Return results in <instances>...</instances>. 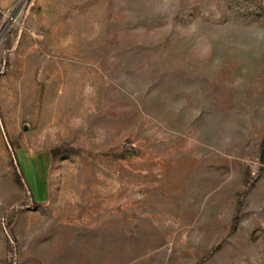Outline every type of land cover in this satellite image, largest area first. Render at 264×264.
<instances>
[{"label": "rangeland", "instance_id": "374dc122", "mask_svg": "<svg viewBox=\"0 0 264 264\" xmlns=\"http://www.w3.org/2000/svg\"><path fill=\"white\" fill-rule=\"evenodd\" d=\"M151 3L0 0V264H264V63L177 28L264 0Z\"/></svg>", "mask_w": 264, "mask_h": 264}, {"label": "clouds", "instance_id": "9594fccd", "mask_svg": "<svg viewBox=\"0 0 264 264\" xmlns=\"http://www.w3.org/2000/svg\"><path fill=\"white\" fill-rule=\"evenodd\" d=\"M178 7V0H152L150 11L167 21L175 17ZM219 16V12L212 20L197 16L179 24L178 33L190 44L193 53L217 67L230 63L242 77L247 76L264 63V17L218 22Z\"/></svg>", "mask_w": 264, "mask_h": 264}, {"label": "trees", "instance_id": "16d2710c", "mask_svg": "<svg viewBox=\"0 0 264 264\" xmlns=\"http://www.w3.org/2000/svg\"><path fill=\"white\" fill-rule=\"evenodd\" d=\"M261 144H262L261 146H262V147H264V140L262 141V143H261ZM262 151H263V150H262Z\"/></svg>", "mask_w": 264, "mask_h": 264}]
</instances>
